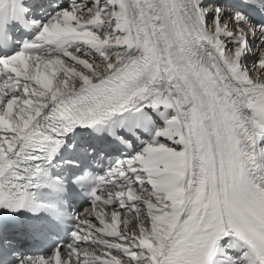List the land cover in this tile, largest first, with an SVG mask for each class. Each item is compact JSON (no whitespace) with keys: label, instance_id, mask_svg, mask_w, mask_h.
Wrapping results in <instances>:
<instances>
[{"label":"snow or ice","instance_id":"1","mask_svg":"<svg viewBox=\"0 0 264 264\" xmlns=\"http://www.w3.org/2000/svg\"><path fill=\"white\" fill-rule=\"evenodd\" d=\"M0 210V264H264V0H0Z\"/></svg>","mask_w":264,"mask_h":264},{"label":"bare ground","instance_id":"2","mask_svg":"<svg viewBox=\"0 0 264 264\" xmlns=\"http://www.w3.org/2000/svg\"><path fill=\"white\" fill-rule=\"evenodd\" d=\"M209 3V2H211V3H218V4H221L222 6H224L225 8H229V7H227V2H225V0H206V3ZM249 63H251V60H249ZM256 77H259V72H256L255 74H254ZM158 123L159 124H161V125H163V121H161L160 119L158 120ZM105 212H107V211H105ZM95 214H90V216H92V217H89L90 219L91 218H93V219H91L93 222H95V223H97V221L95 220V216H94ZM87 217V216H86Z\"/></svg>","mask_w":264,"mask_h":264},{"label":"rangeland","instance_id":"3","mask_svg":"<svg viewBox=\"0 0 264 264\" xmlns=\"http://www.w3.org/2000/svg\"><path fill=\"white\" fill-rule=\"evenodd\" d=\"M208 3V2H207Z\"/></svg>","mask_w":264,"mask_h":264}]
</instances>
